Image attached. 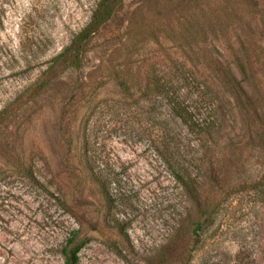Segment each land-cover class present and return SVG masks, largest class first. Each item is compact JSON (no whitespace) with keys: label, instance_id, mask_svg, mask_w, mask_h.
Segmentation results:
<instances>
[{"label":"rangeland","instance_id":"obj_1","mask_svg":"<svg viewBox=\"0 0 264 264\" xmlns=\"http://www.w3.org/2000/svg\"><path fill=\"white\" fill-rule=\"evenodd\" d=\"M97 1L0 0V264H63L75 247L78 264H264V0H170L149 21L139 10L166 0H124L80 67L55 61ZM200 7L214 30L189 27L185 43ZM159 19L173 34L155 42ZM209 57L250 105L205 72L216 134L191 152L165 98L115 77Z\"/></svg>","mask_w":264,"mask_h":264},{"label":"trees","instance_id":"obj_2","mask_svg":"<svg viewBox=\"0 0 264 264\" xmlns=\"http://www.w3.org/2000/svg\"><path fill=\"white\" fill-rule=\"evenodd\" d=\"M123 1L124 0H98L91 12L88 23L72 38L69 45L55 57V61L63 62L68 60L71 66L76 68L80 67L88 43L107 23L116 17ZM169 3L170 0L164 1L162 6L158 4H153L151 6L147 3L148 7L144 6L143 11V7L139 10L138 18H141L142 21H149L151 16L161 15L159 13L165 10ZM207 12L208 11H205L204 14V10L200 7V23L197 21L195 25H190V20L187 21L185 18L182 19L183 22L180 24V33L184 39L186 38L185 43L192 38L190 37L192 33L188 30L189 27L195 28L196 31L199 30L200 33H206L207 30H214V26L209 20L210 14ZM156 25L157 26L154 25L153 27H149L148 32L144 35L147 34V37L153 38L155 42H158L159 38H170L173 34L169 31V27L166 26L165 22H160V19ZM204 63L205 64L201 63L202 66H199V68H186L183 64L174 62L171 67L172 69L166 73L162 72L163 74L160 76L151 69L142 72L136 70L133 73L128 72L122 76L117 75L115 79L118 88L125 93L130 89L129 85L138 86L137 89L140 90L141 88L139 85L145 83L142 88L143 94H145V90L149 89L151 86L150 89L153 91L152 93L165 98L169 103L170 113L174 120L178 119L181 121L187 128V132L196 140V145L191 149V152H194L195 149L202 148L206 143L212 141L216 134L214 119L211 114L212 108L210 107L212 105V89L206 81L205 72L211 75L213 81L217 82L222 87L225 86L234 101L243 109L250 105L242 89L226 67L221 66L219 61L211 57L206 58ZM204 67H206L205 70H203ZM160 72L161 71H158L157 73ZM164 77L167 78V80H163ZM192 87L196 89V93L188 91V89ZM188 101H190V104H188ZM83 147L84 151L85 144ZM191 157L195 156H190V161L193 159ZM186 170L183 173L176 172L174 177L187 194L189 200L196 206H199V194L196 188L197 182ZM90 172L102 193L105 194L106 184L103 177L93 175L91 170ZM73 241L74 233L66 240L67 247L70 246ZM61 254L63 257V264H78V248L75 247L69 251L64 248Z\"/></svg>","mask_w":264,"mask_h":264}]
</instances>
